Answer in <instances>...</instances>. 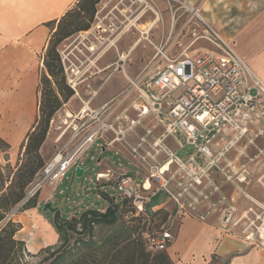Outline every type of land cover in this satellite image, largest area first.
Wrapping results in <instances>:
<instances>
[{"label": "rangeland", "instance_id": "1", "mask_svg": "<svg viewBox=\"0 0 264 264\" xmlns=\"http://www.w3.org/2000/svg\"><path fill=\"white\" fill-rule=\"evenodd\" d=\"M162 1L165 2L167 10L159 8L160 0H98L94 5L95 12L89 28L76 31L57 44L58 52L67 47L66 52L69 54L67 55L68 60L65 58L64 67L61 62L63 78L62 75L48 76L51 86L58 92L60 104L51 115L45 139L40 147L39 152L44 164L67 142L69 132L60 141L55 142L54 140L65 126L64 121L67 123L70 121V116L74 117L80 113L83 107L87 106L93 92H96L97 79L95 77L97 78L99 74L108 75L111 73V75L122 74L123 76L124 74L129 76L136 74L153 55L154 45L162 44L172 48V51L186 50L190 53L197 49H214V46L202 37L205 27L203 21L214 27L222 38L234 48L218 27L204 18L199 6L200 0L195 4H189L184 0L186 7L175 0ZM100 7L103 9L97 10ZM190 8L198 10L201 18L196 16ZM97 11L98 13H96ZM231 14L233 20L241 18L235 17L236 10H231ZM156 16H158V20L154 26L148 32L143 33L142 30H146ZM126 27L129 28L127 31H125ZM193 40L195 41L190 46ZM88 45L94 46L93 54L87 51L85 46ZM131 45L133 48L129 50ZM99 56L104 58L100 61L95 60ZM106 61H109V64H106ZM70 68H73L74 72ZM44 70L39 77L38 101L41 98V91L46 88L42 78ZM123 84H126V81ZM67 88L72 90V94L65 99ZM96 107L99 106L95 104L94 100L89 102L88 108ZM85 108L87 109V107ZM83 113L85 114V112ZM38 114L40 115V112L37 111V116ZM69 114L71 115L69 116ZM66 118L68 119L66 120ZM145 123L149 125L151 119L146 120ZM160 131L161 129H157L154 133L158 135ZM248 135V137H243L232 143H226L220 135H217L215 148L218 150H213L212 161L209 163L206 161L200 166V169H194L189 164L184 167L185 170L180 169L181 167L173 162L168 172L170 175L175 174L176 181H171V189L174 193L180 192L178 200L182 207L179 208V202L173 201L171 196L161 188L145 201L144 207L149 214L147 216L136 213L134 208L126 202L119 201L121 204L116 206L112 202L107 203L108 195L103 198L105 195L100 194V191L96 189V173L105 170L102 160L101 162L97 161L99 155L113 168L132 173L136 178L141 177L140 168L130 162L125 154L116 153L115 148L102 151L99 146L103 142L97 139L82 152L81 159L75 164L77 166L81 163V167L86 166L82 176L76 177L74 175L75 166L70 167L60 182L56 184L44 183L41 189L29 198L28 204L35 202L42 193L48 192L49 201L52 202V207H55V213L60 218L71 219L88 208L103 212L105 205H109L116 211L115 222L112 224L95 223L90 232L82 230L81 224H77L75 232L68 228L65 231V237L36 253H30L24 245L17 255L16 262L11 264H49L55 256H61L56 264H71L72 261L83 258L96 264L92 259L96 258L98 244L107 238L112 239L124 234L130 239L137 240V243L145 252H149L150 256L166 252V249L148 251L142 236L144 233L159 231L162 227H171L175 232L179 220L184 214L214 217L220 226V217L223 213L229 212L231 217L225 231L241 236L252 245L264 248V239L260 232V228L264 227V130H261L258 136H253V133ZM247 138H251V140L248 141ZM243 140L248 143L252 142L246 149L247 155L240 154L242 148L236 151L232 146ZM164 143L170 149L174 148L169 137L164 140ZM235 153L240 155L239 162L243 163V167L237 161L230 160L231 157H234L232 154ZM19 156L23 157L21 146L18 149H0V178L3 177L5 186L11 180L13 181L11 188L13 192L20 189L22 181L28 176L26 168L16 178L14 176L17 167L22 162V160L19 161ZM225 156L230 163L233 162L231 165L228 161V165L226 164ZM182 163L185 164L186 160H182ZM35 176L36 173L22 189L23 197L6 212L0 221V227L10 218L17 222L18 212L28 205L26 202L29 199L20 206L18 205L25 197ZM194 176H197V179L201 181L200 184L192 180ZM177 181H180L179 185L176 184ZM111 186L110 184L105 185L107 193L111 191ZM16 206H18L17 210L12 212ZM42 206L43 204L40 206V212L53 222L54 213L49 210L43 211ZM165 206L170 207L169 210L164 208L168 210L170 218L163 224H161V217L150 222L149 218L155 210ZM89 252L92 255L90 257L87 256ZM217 260L215 259V261ZM172 263L175 264L173 261ZM217 264L225 263L218 261Z\"/></svg>", "mask_w": 264, "mask_h": 264}, {"label": "built area", "instance_id": "2", "mask_svg": "<svg viewBox=\"0 0 264 264\" xmlns=\"http://www.w3.org/2000/svg\"><path fill=\"white\" fill-rule=\"evenodd\" d=\"M175 1L187 6L184 0ZM197 12L195 10L194 14L198 15ZM203 23L202 37L214 49H197L190 53L172 51L162 44L154 45L153 55L140 70L132 76L125 75L126 84L120 92L99 107H83L72 118L69 114L70 121H64L65 126L54 140L60 141L69 132L67 142L37 171L18 206L44 183L60 182L69 168L81 159L82 152L100 139L102 151L115 148L116 153H126L140 168L141 177L113 168L99 155L97 161L102 160L105 170L96 173V189L105 195L103 198L108 195L107 203L126 202L136 213L147 216L144 203L161 188L173 201L179 202L180 192L174 193L171 189V181H176L175 174L168 172L173 162L180 169L185 170L187 164L200 169L206 161H212L217 135L226 143L236 142L252 133L258 136L264 130V84L219 32L207 22ZM85 47L89 53L95 51L92 45ZM66 49L59 51L63 67L65 58L68 60ZM148 119H151L149 125L145 123ZM138 128L143 132L140 133ZM157 129H161L158 135L154 133ZM167 137L172 140L173 149L164 143ZM185 148L190 150L180 156L179 152ZM169 159L172 163L162 169ZM184 159L185 164L182 163ZM78 166L81 167V163ZM195 178L197 176L192 180L200 184L201 181ZM106 184L112 185L108 193ZM178 206L182 207L180 202ZM230 217L229 212L222 214V229L228 228ZM142 237L148 251H161L174 241L175 232L171 227H162L159 231L144 233Z\"/></svg>", "mask_w": 264, "mask_h": 264}, {"label": "crops", "instance_id": "3", "mask_svg": "<svg viewBox=\"0 0 264 264\" xmlns=\"http://www.w3.org/2000/svg\"><path fill=\"white\" fill-rule=\"evenodd\" d=\"M185 1L189 4L198 2ZM77 2L0 0V137L10 149H18L24 142L37 117L38 83L44 69L43 55L49 37L58 20ZM199 6L204 18L218 27L254 74L264 81V0H200ZM159 8L167 10L164 1L160 0ZM231 10H236L235 17L241 18L233 20ZM102 58L99 56L95 60ZM105 63L109 64V61ZM125 75L99 74L95 77L96 92L89 102L94 100L100 106L108 101L122 90ZM138 131L143 132L140 128ZM49 199L48 192L42 193L16 216L20 226L15 237L24 242L30 253L58 242L59 233L53 222L40 212V206ZM163 208L169 210L170 207ZM175 233L174 241L166 249L175 264H217L218 261L225 264H264L263 247L225 231L214 217L184 214Z\"/></svg>", "mask_w": 264, "mask_h": 264}, {"label": "trees", "instance_id": "4", "mask_svg": "<svg viewBox=\"0 0 264 264\" xmlns=\"http://www.w3.org/2000/svg\"><path fill=\"white\" fill-rule=\"evenodd\" d=\"M98 0H78L74 7L65 12L58 20L55 30L51 33L45 53L43 55V80L46 88L41 91V98L38 101V112L40 115L36 117L33 125L28 130L24 142L20 145L23 148V157L19 156L21 164L17 167L14 176H18L24 168L28 169V176L22 181V185L17 192L11 191L13 181L5 186L3 177L0 178V221L4 218L6 212L11 206L16 204L22 197V189L31 181L35 173L44 165L40 154V147L45 139L48 123L54 110L60 104L58 92L51 86L48 76L56 77L62 75L63 68L61 65L60 55L57 50V44L67 36L76 31L86 30L90 26L91 19L95 12L94 5ZM72 94V90L67 88L64 98H68ZM9 144L0 137V149H9ZM30 199L26 202H28ZM32 204L26 205V207ZM116 206V204H115ZM25 207V208H26ZM105 210L99 212L98 209L88 208L81 212L78 216L71 219L60 218L57 213H54L53 224L59 233V239L65 237V231L70 228L75 232L77 224H81L82 230L91 231L92 225L103 222L112 224L116 220V211L109 205H105ZM161 217V224L167 221L169 217L168 210L157 208L149 218V221H155ZM159 221V222H160ZM19 223L8 219L0 227V264H11L16 262L17 255L24 242L15 237L16 231L19 229ZM90 238V235H89ZM97 255L94 260L96 264H173L166 252H160L150 256L149 252H145L137 240L130 239L126 234L115 236V238H107L102 240L97 246ZM92 256L91 253L87 254ZM61 256H55L49 264H56ZM71 264H92V261L82 260L72 261Z\"/></svg>", "mask_w": 264, "mask_h": 264}, {"label": "water", "instance_id": "5", "mask_svg": "<svg viewBox=\"0 0 264 264\" xmlns=\"http://www.w3.org/2000/svg\"><path fill=\"white\" fill-rule=\"evenodd\" d=\"M188 150H190V148H185L184 150H182V151L179 152V155L182 156L183 153H184L185 151H188ZM84 169H86L85 166H84V167H80V166H78V165L75 166V168H74V175H75L76 177H80V176H82ZM24 198H25V197H24ZM24 198H23V199H24ZM23 199H22V201H23ZM22 201H21V202H22ZM21 202H20V203H21ZM17 208H18V206H16L12 212H14ZM42 210H43V211L49 210L51 213H53L56 209H55V207H52V205H51V201L48 200V201L43 202Z\"/></svg>", "mask_w": 264, "mask_h": 264}, {"label": "bare ground", "instance_id": "6", "mask_svg": "<svg viewBox=\"0 0 264 264\" xmlns=\"http://www.w3.org/2000/svg\"><path fill=\"white\" fill-rule=\"evenodd\" d=\"M186 7V6H185ZM195 10L196 9H194V10H192V12H194L195 13ZM198 13V12H197ZM196 16H201L199 13H198V15H196ZM158 20V16H156V18L154 19V20H152L150 23H149V26H148V28L146 29V30H142V32L144 33V32H148V30H150L153 26H154V24L156 23V21ZM127 29H129L128 27H126L125 28V31H127ZM95 48L94 47H92V50H94ZM255 75L259 78V80L264 84V81L255 73ZM87 106H85V107H88V104H86ZM172 163V159H169L163 166H162V169H166L170 164ZM195 180H197L198 181V179L197 178H195ZM258 201V200H257ZM260 232L262 233V236H263V239H264V227H261L260 228ZM263 243H264V241H263Z\"/></svg>", "mask_w": 264, "mask_h": 264}, {"label": "flooded vegetation", "instance_id": "7", "mask_svg": "<svg viewBox=\"0 0 264 264\" xmlns=\"http://www.w3.org/2000/svg\"><path fill=\"white\" fill-rule=\"evenodd\" d=\"M250 143V142H249ZM248 142H245L244 140L243 141H241V142H239V144H237V145H232L233 147H234V150H240L241 148H242V150L240 151V154L242 155V154H245V155H247V152H246V149H248V147H249V144ZM252 143V142H251ZM240 148V149H239ZM244 149H245V151H244ZM232 155H234V157H231V159L230 160H233V161H237L238 162V164L239 165H241L242 167H243V163L240 161L239 162V157H240V155H238V154H232ZM238 155V156H237ZM225 161H226V164H227V161H228V163H230L229 162V160L227 159V157L225 156ZM233 162H231L230 163V165L232 164ZM225 164V165H226ZM228 165V164H227Z\"/></svg>", "mask_w": 264, "mask_h": 264}]
</instances>
